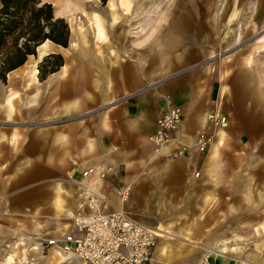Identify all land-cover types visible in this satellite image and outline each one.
<instances>
[{
  "label": "rangeland",
  "instance_id": "1",
  "mask_svg": "<svg viewBox=\"0 0 264 264\" xmlns=\"http://www.w3.org/2000/svg\"><path fill=\"white\" fill-rule=\"evenodd\" d=\"M44 1L51 3L54 16L62 18L67 24L68 44L66 47L60 45L63 48L54 45L52 51L36 62V81L32 80L26 71L31 68L33 58L37 57L34 54L31 58L27 56L23 64L13 69V73L9 74V71L5 80L0 78V132L7 136L13 132V126H16L18 134L15 143L7 140L0 142V150H9L17 145L27 131H39L42 126L53 129L65 120L84 122L90 118L87 115L80 118L70 115L43 119L44 114H49L61 102L76 99L81 106L80 113L98 110V106L92 103L95 95L89 92V88H84L83 94L73 93L75 72L81 69L91 71L86 63L96 52V59L102 60L101 64L109 73L122 69L123 65H129L132 70L145 75L150 82L169 80L178 74L199 72L202 76L210 77V81L220 87L222 95L234 92L242 108L240 117L230 116L229 125L221 128L227 135L219 148L213 179L204 171L208 150L204 151V157L200 158L193 168L194 172L200 173L196 181L204 185L203 189L193 190L191 197L194 201L192 204L189 202L188 210L189 213L200 214L202 219L208 216L213 220L210 225L207 224V228L202 227L203 231L207 230L205 233H208V236L193 238L190 235L193 228L189 223L172 221L177 218L180 205L184 204L185 193L157 189L161 183L153 162L132 170V183L120 182L115 186H130V195L124 204L133 199V214L119 205L115 197L111 196V200L142 223L152 227H168V237L162 238L168 246L167 254H162L163 256L175 253L174 256H178V259L187 261H192L198 256H208L212 264L213 259L219 257L209 251L213 242L227 241L231 250L222 256L232 261L243 258L245 252L242 251H250V247L254 248V251L264 248V232L258 233L255 229L260 222H264V219H261L264 218V207H260L259 211H256L257 207H253L255 219L261 221L247 222L243 226L254 231L257 237L242 238L235 234L237 228H241L239 221L235 220V203L244 197L234 187L235 175L245 170L250 171L255 187H262L258 185L264 184V98L256 94V91L264 89V0H132L128 11L117 7L112 0ZM110 2L114 3L112 9ZM112 10L119 15L114 23L111 22ZM186 12H189V18L184 23V32L180 38H171ZM233 12L235 16L232 15ZM94 14L99 15L103 21L108 39L105 42L94 36ZM137 24L142 25V28L132 33L130 26ZM75 26L85 29L84 42L76 35ZM72 41H76L77 45H72ZM110 47L115 49L116 57L111 53ZM212 55L213 57H210ZM62 65L65 73L59 74ZM245 70L250 71L253 76V82L249 86L242 83ZM94 72L95 75H101L96 70ZM95 80H99L98 90H101L102 82H108L112 90V77L99 76ZM13 92L17 97L12 100L9 116V111L3 103L5 97ZM66 93L67 97L64 98ZM124 95H117L116 98ZM28 98H34L30 111L37 116L35 119H28L23 115L28 108ZM222 105L224 115L227 116L226 108H229L230 104L226 101L222 102ZM217 130L213 133V140ZM252 155L257 156L259 161L251 168L244 169L245 161ZM138 172L142 179L139 182L135 180ZM254 192L264 194V190L254 189ZM254 196L257 197L256 194ZM220 203L224 205L220 206ZM251 209V206L247 207V210ZM68 222L69 219L57 222H42L35 218L2 219L0 254L3 252V237L10 238L16 232L42 233L53 226ZM241 246H244L242 250ZM51 259L56 261V257L52 255ZM3 262L0 257V264Z\"/></svg>",
  "mask_w": 264,
  "mask_h": 264
},
{
  "label": "crops",
  "instance_id": "2",
  "mask_svg": "<svg viewBox=\"0 0 264 264\" xmlns=\"http://www.w3.org/2000/svg\"><path fill=\"white\" fill-rule=\"evenodd\" d=\"M116 1L113 0L117 5ZM131 1L127 0V4L123 6L125 10L127 9L126 11L129 10ZM117 7L121 6L117 5ZM118 16L112 10L111 22H117ZM188 18L189 12L184 13L171 38H180L181 33L186 28L184 23ZM92 26L96 37L93 21ZM102 27L105 39L100 41L105 42L108 39L103 21ZM138 28H142V25H131L129 29L132 33H136ZM75 33L81 37L83 42L85 41L86 35L83 27L75 26ZM43 43L37 46V57L33 58L31 68L26 69L29 77L34 81H36L38 71L35 67L36 62L52 51L54 45L61 47L50 40H45ZM43 45H47V50L39 55V48ZM72 45H77V42L72 41ZM110 51L114 57L117 56L114 48L110 47ZM96 56H98V52L91 55L89 61L87 60L86 65L90 67L89 70L91 71L81 69L75 72L73 93L83 94V89L89 88V92L95 95L92 103L98 106V110H89L82 112V114L80 113L81 106L75 99L69 102H61L57 108L52 109L49 114H44L43 117V119L50 120L59 116L75 115L76 118H80L87 115L90 118L84 122L65 120L53 129L42 126L39 131H27L19 139L17 145L10 147L9 150L6 148L0 150V199L8 202V215H0V228L3 225L2 219L31 220L35 218L42 222H57L68 219L77 207L76 201L79 190L75 182L82 180L80 170L84 166L112 169L104 179L97 181V188L111 196L113 188L120 182L132 183L134 181L132 174H130L132 170L140 169L143 165L153 162L161 183L160 187H156L157 189L160 188L163 191L176 190L178 193H185L184 204L180 205L179 214L177 213V218H173L172 221L189 223L193 228L190 231L193 238L207 237L208 233H205L207 230L203 231L202 227L207 228V224L210 225L213 220L208 216L202 219L200 214L189 213L188 210L189 202L192 204L194 201L191 197L193 190L203 189L204 185V183L196 181L200 173L195 176L193 171L197 161L204 157V152L190 146V143L198 132L209 130L206 120L208 113L220 111L225 114L222 102L227 101L230 104L229 108H226L229 121L230 116L240 117L242 108L239 99L234 92L222 95L220 87L213 84L214 82L210 81V77L202 76L196 71L186 75L178 74L165 81L150 82L145 75L132 70L129 65H123L122 69L109 73L107 68L101 64L102 60L96 59ZM29 57L33 56L30 55ZM139 60L143 59L139 58ZM142 68L143 66H141ZM94 70L101 75H95ZM14 71H10L9 74ZM58 73H65L64 65L61 66ZM99 76L101 78L112 77V90L108 82H102L101 90L97 89L99 80H95V78H99ZM252 82V74L245 70L242 78L243 85L249 86ZM256 92L258 96L264 98V89ZM122 94L125 95L116 98L117 95ZM14 95H16L15 92L7 95L3 103V106L7 107L9 111V116L14 98L11 100V107L6 104V100ZM167 96H170L173 103L180 108L182 119L172 138L166 144L156 148L148 141V136L156 130L158 118L167 109ZM66 97L67 93L64 94V98ZM33 104L34 98H30V100L28 98V108L26 113H23L28 119L37 117L34 112L30 111ZM255 119L258 121V117ZM16 129L17 127L13 126V132L7 136L0 132V142L5 140L17 142ZM226 135L227 132L224 129H218L207 151L204 171L211 179H213V171L219 158V148ZM183 145H187V147H183ZM258 161L259 158L252 155L245 161L244 169L251 168ZM135 178L138 182L142 180L140 172ZM252 179L250 171L246 170L237 173L234 178V187L244 197L235 203V220L239 221L241 226L240 229L237 228L235 234L242 238L257 237L254 231L243 227L244 223H253L252 221L264 219H255L253 214L255 209L253 207H257L256 211H259L260 207H264V198H262L264 194L254 192V189L264 190V184L258 185L262 187H255ZM82 182H86V180H82ZM255 194L257 197L254 196ZM133 203L132 199L129 203L121 206L133 214ZM222 205L224 203H220V206ZM248 206H251L252 209L247 210ZM220 221L221 218L219 217ZM53 228L54 226L49 230H53ZM166 228L168 227H158L160 238L153 250V258L150 264H195L204 257L198 256L192 261H187L178 259V256H174L175 253L171 256H163L162 254H167L168 247L162 239L168 237ZM255 229L258 233L264 232V222H260ZM211 246L210 250L213 252L219 251V253L226 254L231 250L227 241L213 242ZM219 246L221 248H218ZM243 247L241 246V250ZM243 252H245L244 256L240 260H227L222 256L213 259L212 264H264V248L260 251H254V248L250 247V251ZM52 256L56 257L55 254Z\"/></svg>",
  "mask_w": 264,
  "mask_h": 264
},
{
  "label": "built area",
  "instance_id": "3",
  "mask_svg": "<svg viewBox=\"0 0 264 264\" xmlns=\"http://www.w3.org/2000/svg\"><path fill=\"white\" fill-rule=\"evenodd\" d=\"M166 105L156 130L148 136L156 148L172 138L182 119L180 108L170 96ZM206 120L209 130L198 132L190 143L200 152L209 149L216 129L229 125L228 117L220 111L208 113ZM111 171L90 165L81 168V179L86 182H75L79 190L77 207L67 224L42 233L16 232L10 238L3 237L1 250L13 253L11 264H150L160 230L134 219L111 200L113 196L119 205L124 204L130 195L129 185L114 187L111 196L97 188V181ZM7 206L8 202L0 199V215H8ZM52 254L58 256V262H53ZM195 264L211 263L205 256Z\"/></svg>",
  "mask_w": 264,
  "mask_h": 264
},
{
  "label": "trees",
  "instance_id": "4",
  "mask_svg": "<svg viewBox=\"0 0 264 264\" xmlns=\"http://www.w3.org/2000/svg\"><path fill=\"white\" fill-rule=\"evenodd\" d=\"M45 40L66 47L68 27L44 0H0V78L24 63ZM61 46V47H62ZM61 65V62L59 63ZM54 70H52L53 72Z\"/></svg>",
  "mask_w": 264,
  "mask_h": 264
},
{
  "label": "bare ground",
  "instance_id": "5",
  "mask_svg": "<svg viewBox=\"0 0 264 264\" xmlns=\"http://www.w3.org/2000/svg\"><path fill=\"white\" fill-rule=\"evenodd\" d=\"M113 1V0H112ZM126 1L127 0H117L116 2H117V5L118 6H121V7H123V6H125L127 3H126ZM111 3V9L114 7V3L113 2H110ZM127 10V9H126ZM65 11V10H64ZM233 16H235V13L233 12V14H232ZM232 16V17H233ZM93 24H94V26H95V30H96V37H97V39H99V40H103V39H105V34H104V30H103V27H102V19H101V17L99 16V15H97V14H94V16H93ZM78 30V29H77ZM48 41V40H47ZM44 44V43H43ZM75 44V43H74ZM42 45V44H41ZM47 50V45H43V46H41L40 48H39V55H41L42 53H44L45 51ZM210 57H213V56H210ZM35 61V60H34ZM33 70H35L34 68H33ZM36 71V70H35ZM33 76V75H32ZM17 97V94L16 95H14V96H11V97H8L7 98V103L6 104H8V106L9 107H11V100L13 99V98H16ZM4 105V104H3ZM7 108V107H6ZM218 248H221L220 246L218 247ZM222 248H223V246H222ZM225 248V247H224ZM211 253H214L213 251H211V250H209ZM215 254L217 255V256H219V257H222V255H223V253H219V251H216L215 252ZM1 256V262L2 261H4L3 262V264H11V259L13 258V253L12 252H2L1 254H0ZM55 256H56V261L55 262H58L59 260V258H58V256L55 254ZM205 257V256H204Z\"/></svg>",
  "mask_w": 264,
  "mask_h": 264
},
{
  "label": "water",
  "instance_id": "6",
  "mask_svg": "<svg viewBox=\"0 0 264 264\" xmlns=\"http://www.w3.org/2000/svg\"><path fill=\"white\" fill-rule=\"evenodd\" d=\"M35 52H36V53H35L34 55H37V48L35 49Z\"/></svg>",
  "mask_w": 264,
  "mask_h": 264
}]
</instances>
